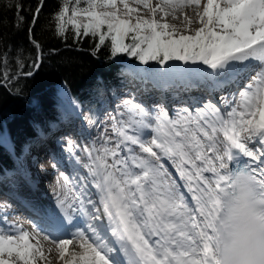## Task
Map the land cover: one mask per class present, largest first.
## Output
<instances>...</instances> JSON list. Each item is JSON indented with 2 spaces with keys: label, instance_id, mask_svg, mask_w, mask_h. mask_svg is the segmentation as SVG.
Masks as SVG:
<instances>
[{
  "label": "snow or ice",
  "instance_id": "snow-or-ice-1",
  "mask_svg": "<svg viewBox=\"0 0 264 264\" xmlns=\"http://www.w3.org/2000/svg\"><path fill=\"white\" fill-rule=\"evenodd\" d=\"M200 5L201 0H158L155 6L151 0H61L54 13L58 36L69 28L76 38L91 36L97 50L108 44L111 57L195 65L185 70L186 86L208 95L194 112L185 108L175 118L162 106L152 114L144 104L124 100L121 115L128 118H113L114 143L108 137L96 155L86 150L91 163L82 167L88 176L73 184L61 173L57 208L63 223L86 219V227L68 238L52 237L63 264H216L214 212L223 197L237 195L238 179L244 178L264 209V0H206L196 12L200 27L194 34L163 22L169 15L175 19L178 9ZM43 6L38 0L33 25ZM17 19L24 17L17 13ZM183 19L184 32L192 31V19ZM31 33L30 26V39ZM231 86L239 90L221 96L219 107L213 94ZM66 151L80 162L71 138ZM88 177L98 199L89 193ZM74 240L82 251L66 258ZM31 241L15 225L0 227V264H36L44 252Z\"/></svg>",
  "mask_w": 264,
  "mask_h": 264
},
{
  "label": "trees",
  "instance_id": "trees-1",
  "mask_svg": "<svg viewBox=\"0 0 264 264\" xmlns=\"http://www.w3.org/2000/svg\"><path fill=\"white\" fill-rule=\"evenodd\" d=\"M60 3L44 0L33 25L38 0H0V58H6L0 62V176L15 168V159L23 156L39 131L50 130L70 112L56 85L64 82L76 105L94 119L104 91H117L131 73L127 64L140 67L154 82L163 74L186 73L182 61L145 65L127 54L111 57L107 43L97 50L95 38H76L70 28L66 36H58L53 16ZM17 13L24 17L22 22Z\"/></svg>",
  "mask_w": 264,
  "mask_h": 264
},
{
  "label": "rangeland",
  "instance_id": "rangeland-1",
  "mask_svg": "<svg viewBox=\"0 0 264 264\" xmlns=\"http://www.w3.org/2000/svg\"><path fill=\"white\" fill-rule=\"evenodd\" d=\"M151 3L153 6H155V4L158 3V0H151ZM205 3H206V0H201V5L199 6V8H196L195 6H188V7H185L183 9H178L175 13V16H176L175 19L173 18L172 15H169L166 18V20L163 22L173 24L177 27V29H180L181 32H184L186 22L184 21L183 17H184V15H187L188 17H190L192 19V21H193L192 24L195 23V26H197V25L199 26L198 17L196 15V12L197 11L202 12L203 6ZM132 6L139 7L140 14L144 18H148V19L152 18L151 13L148 9L143 8V6H137L134 3L132 4ZM118 7H121V9H122V5H118ZM160 16H161V14L158 12L157 18H160ZM192 26H190L192 31L184 32V34H194V30L196 29V27L192 28ZM195 67H196L195 65H191V68H195ZM188 68H189V66H188ZM140 69L141 68L138 66L137 67L129 66L128 71H130L131 74H129L130 78H126V80L123 81V83L125 84L124 87L121 90L114 91L112 93L104 92V94L100 96V101L103 102V105H101L99 110L96 112V116L94 115L95 116L94 119H93V117H91L88 110L84 109L81 106H77V108H78L77 112L70 109L71 114H69L68 121L66 122V123H68L69 129H68V127H66L62 132L48 136L46 138V140L49 143L48 148L45 147V144L40 146V147H37V148L36 147L29 148L28 151H26L27 153H25L22 156V158L19 159V165L15 166V168H17V170L14 171V172H16V175H14L13 177L8 176L7 180L3 179V181L0 182V185L5 186V188L6 187L11 188L13 181H17L20 179V177L17 175L20 172L21 173L22 172L23 173L24 172L31 173V175H32L31 176V182L34 184L37 177H36V175L34 176L32 173L36 172V171L39 172V170L45 166V167L50 169V170H47L48 175H50L49 176L50 177V184L48 185L47 188L51 191L52 196L54 195V198H55L54 201L57 203V191H59L57 182L59 180L62 183L61 173H64V172H62L59 169V166L55 164V162L52 158V155H50V153H44L43 155L38 157V159H36V157H37L36 154H38V151L41 148L42 149H44V148L49 149L51 147V149H53V151H54L51 153H53V154L55 153V155H57V157L61 158L62 155H64V157L71 158L76 162L75 158L70 156L69 152L66 151V141L68 138H71V140L75 142V155L78 157L82 156L84 148L87 145L93 146V149H100L105 144V141L108 139V137H111L112 141L114 143L116 138L112 132L113 118L115 117L117 120H126L128 118L127 114L121 115V113H125V109L123 107V101L124 100L133 99L135 102H140V103L144 104L141 97H143V96L148 97L149 96V95H147L146 91H144V92L142 91L140 93V90L143 89L144 87L145 88L146 87H152V86H154V85L156 86V84L160 83L163 85L162 91H166L165 90V88H167L166 86L170 87V86H172L173 83H179V77L176 76L178 74H174L172 76H170V74L169 75L163 74V77L158 82H154L152 79H148V77H146V74H144L142 71H140ZM180 77H182V76L180 75ZM246 82L247 81H244L242 83H246ZM179 86L184 87V86H186V84L181 85V83H180ZM238 90H239V86L233 92H237ZM142 93H145V94H142ZM162 95H163V99L162 100H156L154 102L153 106L157 111L162 106L164 108V110L167 112V106H166V102H164V98L166 100V98H167L166 96L168 94L166 92H163ZM215 97L217 98V102H218L219 106H221L222 103L219 101V98H220L219 94L215 93ZM179 107L182 108V106H180V105H172L171 110L177 109ZM64 117L66 118V116H64ZM86 117H91L95 121V123L92 125H89L87 123V120L85 119ZM53 127L57 128L55 125H53ZM45 133L46 132H44L43 134H45ZM88 135H89V137H88ZM108 146H112V144H109ZM47 149L46 150L44 149V151L46 152ZM32 150L34 153L32 152ZM30 151L32 153H30ZM95 154H96V152H95ZM54 165H55V167H54ZM169 171L172 172L173 177L176 178L174 171L171 170L170 168H169ZM43 174L45 175L46 172H43ZM32 183L22 182L19 185L20 191L26 195L25 198L29 201L31 206L34 207V205H38V206L43 205V207H41V208H44L45 206H47L46 207L47 209L49 207L48 210L54 208L53 203L50 199L43 198L46 196V194H50L49 191H47L45 189L43 190L41 188L43 186L40 185L41 183L38 185L39 187L41 186L40 188L37 187V189L32 190V188L29 186V185H32ZM17 187H18V185H17ZM45 188H46V186H45ZM0 205H3V207L0 206L2 209L13 210V211L16 210V212L18 211L19 215L21 216L20 217L21 219L16 218V216L15 217L6 216L3 218L0 217V221L6 220V223L0 224V227H6L5 225H15L16 227H18V229H21L22 227H27L28 229H23V230H25V231L29 230V233L32 235V238H33V236H37V234L33 231L34 226H35L34 222L31 219H29V217L26 216L22 211L17 209L16 205H14L12 202H10L9 199L6 196H4L1 191H0ZM4 206H6V207H4ZM1 215L2 214L0 213V216ZM32 233H34V234H32ZM37 241L38 240H34L32 243L37 244ZM37 247L41 248L40 250L44 252V257H46V258H47V256L48 257H54L53 255H55V253L58 252V249H50L49 247L47 248V246L44 245L43 243H41V241H38Z\"/></svg>",
  "mask_w": 264,
  "mask_h": 264
},
{
  "label": "bare ground",
  "instance_id": "bare-ground-1",
  "mask_svg": "<svg viewBox=\"0 0 264 264\" xmlns=\"http://www.w3.org/2000/svg\"><path fill=\"white\" fill-rule=\"evenodd\" d=\"M192 25H191L192 28L200 27V25L199 26L198 25L195 26V23L192 24ZM129 76L130 75H127L126 78H130ZM184 87H186L185 90H182L181 92L177 91V92H174V93L169 94V95L166 96L167 98H166V100L164 102H166L167 113L169 114L170 117L175 118L178 114L179 115H185L186 113L183 112V109H185V108H187L189 111H193L194 112L195 108L197 106H202V102L205 101L208 98V95L204 91L203 88H188L187 86H184ZM236 87L237 86H235V88ZM232 88H234V86H231L229 89H227V90H225L223 92H217V93L219 94L220 97L221 96H227L229 91L233 92L235 90V88L234 89H232ZM230 89H232V90H230ZM59 92L61 93V91H59ZM143 94H145V93H143ZM161 95H162V93L160 92V94L159 93H152V94H149L148 97H141V99L144 102V105L149 108V110L152 112V114H155L157 112V110L154 108L153 105H154V102L156 100H162L163 99V97ZM213 96H214L215 102H217V98L215 97V93L213 94ZM219 101H220V98H219ZM217 104H218V102H217ZM172 105H180V106H182V108L179 107L177 109L171 110V106ZM218 106H219V104H218ZM219 107L223 108V104L221 106H219ZM64 129L65 128H62L60 130V132H62ZM68 129H69V127H68ZM60 132H58V133H60ZM43 133L44 132H40L39 131L38 134H37V137L40 138L39 136L41 134H43ZM88 137H89V135H88ZM48 144H49L48 141H46L45 142V147L48 148ZM31 147H33V146H29L27 148V150L29 148H31ZM47 148H44V149L46 150ZM44 149L41 148L38 151V154H36L37 155L36 159H38V157H40L44 153L54 152L53 149H51V147L49 149H47L46 152L44 151ZM86 150H93L92 154L96 155L95 151L93 149V146L87 145L84 148L82 156L79 157L80 158V162L79 163L76 162V164H74L72 167H69V169H70L69 174L72 175L73 178H74V180H73V178H70L73 184H78L80 182V180H81V177L88 176L87 170L82 167V165L84 163H91V160L89 159V156H88V153H87ZM30 153H32V152H30ZM15 166H16V161H15ZM58 166H59V169L62 172L64 171V169L66 167V166H63V165H58ZM168 167L171 170L174 171V169H172L170 165H168ZM47 170H50V169L44 166V167H42L39 170V172L36 171V172L32 173L34 176L36 175V177H37L36 181L34 182V184L31 182V176H32L31 173H29V172H24V173L22 172L21 173L20 172V174H21L20 179L17 180V181H13V183L11 185L12 187L11 188L6 187V189L10 193V195L12 197H14L18 201V203L20 204V207H22L23 210H26V215L29 217V219H31L34 222L35 226H34V229L33 228L32 229L37 234V236H33L31 242H33L34 240H38V241H41V243H43L44 245H46L47 248L49 247L50 249H58L57 245L53 241L52 237L68 238V234L72 233V232H75L77 227H79V228L86 227V219L83 218V217H77L74 225H67V224L63 223L61 213L59 212V210L57 208V203L54 201L55 200L54 195L52 196L51 191L47 188L48 185L50 184V177H49L50 175H48ZM42 171L46 172V174L44 175ZM64 173L67 175V171L64 172ZM174 173H175V171H174ZM175 176H176V174H175ZM176 179L179 182V178L177 176H176ZM22 182H24V183H28V182L32 183L31 188L33 190L37 189V187H39L38 185L41 183L40 185H42L43 187H41V186L40 187L43 190L45 189V190L49 191V193H50V194H46V196L43 197V198H48V199H50L52 201L53 206H54V208L51 209L52 211L48 210L46 207H44L43 209L40 210L41 211L40 214L37 213V212H33V213H35V214H33L31 211L38 210L39 207L31 206L29 201L25 198V195L22 194V192L20 191V188H19V185ZM88 183H89V193L92 195V197L94 199H98V197L95 195V189L91 187V177H88ZM17 185H18V187H17ZM45 186H46V188H45ZM181 190L186 192V189L182 188ZM13 203H15V202H13ZM24 205H26V207H28L31 211L27 210ZM0 206L3 207V205H0ZM4 207H6V206H4ZM22 208H20L19 210L23 212ZM0 213L2 214L0 216L2 218L6 217V216H9V217L10 216H13V217L16 216V218L21 219L20 218L21 216L19 215L18 211L16 212V211H13V210L2 209L0 207ZM54 217H56V219ZM57 224L61 228H58ZM5 226L7 227L8 225H5ZM52 227H55V228L52 229ZM16 228L18 229V227H16ZM71 228H73V229H71ZM21 229H28V228L27 227H22ZM28 232H29V230H28ZM56 233H59V234L56 235V236H53ZM32 234H34V233H32ZM39 249H41V248H39ZM73 251H75L77 253L82 251L79 248V244H78V242L76 240H74L73 245L69 246V256H66V258H70V254ZM58 253L59 252L55 253V255H53L54 257H48L47 256V258L46 257L40 258L39 256H37L36 264H63V262L61 261L60 256H59Z\"/></svg>",
  "mask_w": 264,
  "mask_h": 264
},
{
  "label": "clouds",
  "instance_id": "clouds-1",
  "mask_svg": "<svg viewBox=\"0 0 264 264\" xmlns=\"http://www.w3.org/2000/svg\"><path fill=\"white\" fill-rule=\"evenodd\" d=\"M237 186V195L223 197L214 212L216 264H264V209L243 177Z\"/></svg>",
  "mask_w": 264,
  "mask_h": 264
},
{
  "label": "water",
  "instance_id": "water-1",
  "mask_svg": "<svg viewBox=\"0 0 264 264\" xmlns=\"http://www.w3.org/2000/svg\"><path fill=\"white\" fill-rule=\"evenodd\" d=\"M57 90L61 91L63 94L68 93V89L64 83L57 86Z\"/></svg>",
  "mask_w": 264,
  "mask_h": 264
}]
</instances>
